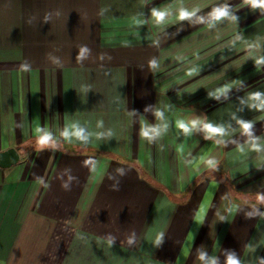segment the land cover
Segmentation results:
<instances>
[{
    "label": "crops",
    "instance_id": "1",
    "mask_svg": "<svg viewBox=\"0 0 264 264\" xmlns=\"http://www.w3.org/2000/svg\"><path fill=\"white\" fill-rule=\"evenodd\" d=\"M10 148L0 264H264V8L0 0Z\"/></svg>",
    "mask_w": 264,
    "mask_h": 264
},
{
    "label": "clouds",
    "instance_id": "2",
    "mask_svg": "<svg viewBox=\"0 0 264 264\" xmlns=\"http://www.w3.org/2000/svg\"><path fill=\"white\" fill-rule=\"evenodd\" d=\"M246 2H249L252 4L253 7H261V8H264V0H246ZM157 15V19L158 20H162L163 17H164V13H158L156 14ZM189 13L187 12H184L182 11L181 14H180V18L183 19L185 18L186 16H188ZM216 18L219 19L220 17L226 15V12L223 11V10H217L216 13ZM183 127V125H181ZM213 132L217 131L216 129H212ZM65 135H67V133H65ZM77 136L80 135L79 132L76 133ZM50 140V136L48 135H44L40 138V143L44 144V143H47L48 141ZM231 264H235V262H231Z\"/></svg>",
    "mask_w": 264,
    "mask_h": 264
},
{
    "label": "water",
    "instance_id": "3",
    "mask_svg": "<svg viewBox=\"0 0 264 264\" xmlns=\"http://www.w3.org/2000/svg\"><path fill=\"white\" fill-rule=\"evenodd\" d=\"M21 159V155L16 148L0 151V168L7 169L16 165Z\"/></svg>",
    "mask_w": 264,
    "mask_h": 264
},
{
    "label": "trees",
    "instance_id": "4",
    "mask_svg": "<svg viewBox=\"0 0 264 264\" xmlns=\"http://www.w3.org/2000/svg\"><path fill=\"white\" fill-rule=\"evenodd\" d=\"M18 149H21V148H18Z\"/></svg>",
    "mask_w": 264,
    "mask_h": 264
}]
</instances>
